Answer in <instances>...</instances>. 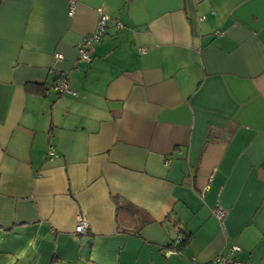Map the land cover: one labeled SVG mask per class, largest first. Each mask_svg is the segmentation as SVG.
Instances as JSON below:
<instances>
[{"label": "crops", "instance_id": "0c3cea01", "mask_svg": "<svg viewBox=\"0 0 264 264\" xmlns=\"http://www.w3.org/2000/svg\"><path fill=\"white\" fill-rule=\"evenodd\" d=\"M70 1L0 0V264H264V0Z\"/></svg>", "mask_w": 264, "mask_h": 264}, {"label": "built area", "instance_id": "2783aa9c", "mask_svg": "<svg viewBox=\"0 0 264 264\" xmlns=\"http://www.w3.org/2000/svg\"><path fill=\"white\" fill-rule=\"evenodd\" d=\"M75 5H76V0H71L69 15H73L75 10ZM109 20H110L109 15H107L106 13L101 14L97 30L93 33L87 34L79 45L78 52L80 58L83 59L90 58L91 46L94 41L101 39V37L106 34V27ZM118 26L122 27V24L118 23ZM55 56L57 59L63 58V55L61 53H56ZM53 87L59 93H64V92L74 93V91L70 89L66 79L56 82ZM49 154L51 157H57L56 148L54 146L50 147ZM213 210L218 220H220V222L223 223L227 215L226 210H224L219 206H216ZM89 226H90V222L87 215L84 212H80L76 218V226H75L76 234H78L79 236L87 235ZM182 238L183 235L180 234L177 238V241L180 242ZM172 252L174 253L176 251L175 250L168 251V253H172ZM240 252H241V246L234 241H230L228 251L226 253L217 254L211 260V262L205 263L198 261L195 258H192L190 264H251L250 262L246 260H242L238 257Z\"/></svg>", "mask_w": 264, "mask_h": 264}, {"label": "trees", "instance_id": "16d2710c", "mask_svg": "<svg viewBox=\"0 0 264 264\" xmlns=\"http://www.w3.org/2000/svg\"><path fill=\"white\" fill-rule=\"evenodd\" d=\"M29 87H32V88H34V89H38L39 87L37 86V85H35V84H33L32 86L31 85H29ZM186 235L185 234H183V238H182V240L180 241V242H178V243H184L185 241H186Z\"/></svg>", "mask_w": 264, "mask_h": 264}, {"label": "water", "instance_id": "95a60500", "mask_svg": "<svg viewBox=\"0 0 264 264\" xmlns=\"http://www.w3.org/2000/svg\"><path fill=\"white\" fill-rule=\"evenodd\" d=\"M85 239H89V237H88V236H86V237H85Z\"/></svg>", "mask_w": 264, "mask_h": 264}]
</instances>
